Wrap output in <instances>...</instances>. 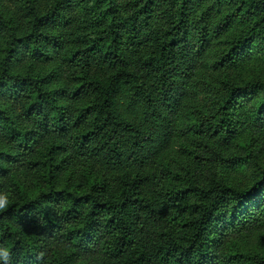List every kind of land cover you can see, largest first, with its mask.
Segmentation results:
<instances>
[{
    "label": "trees",
    "instance_id": "1",
    "mask_svg": "<svg viewBox=\"0 0 264 264\" xmlns=\"http://www.w3.org/2000/svg\"><path fill=\"white\" fill-rule=\"evenodd\" d=\"M11 1L8 264H264V0Z\"/></svg>",
    "mask_w": 264,
    "mask_h": 264
},
{
    "label": "clouds",
    "instance_id": "2",
    "mask_svg": "<svg viewBox=\"0 0 264 264\" xmlns=\"http://www.w3.org/2000/svg\"><path fill=\"white\" fill-rule=\"evenodd\" d=\"M7 203V198L0 196V209L7 207ZM10 258L9 251L7 249L0 248V262H3V264H8Z\"/></svg>",
    "mask_w": 264,
    "mask_h": 264
},
{
    "label": "rangeland",
    "instance_id": "3",
    "mask_svg": "<svg viewBox=\"0 0 264 264\" xmlns=\"http://www.w3.org/2000/svg\"><path fill=\"white\" fill-rule=\"evenodd\" d=\"M42 1L45 4H47V2H48V0H42ZM5 5H7L9 9H12V10L16 9L17 10V7L15 6L14 2H12L11 0H5ZM37 68L47 70L48 65L47 64H38Z\"/></svg>",
    "mask_w": 264,
    "mask_h": 264
},
{
    "label": "snow or ice",
    "instance_id": "4",
    "mask_svg": "<svg viewBox=\"0 0 264 264\" xmlns=\"http://www.w3.org/2000/svg\"><path fill=\"white\" fill-rule=\"evenodd\" d=\"M260 195H261V196H264V191H262V192L260 193Z\"/></svg>",
    "mask_w": 264,
    "mask_h": 264
}]
</instances>
